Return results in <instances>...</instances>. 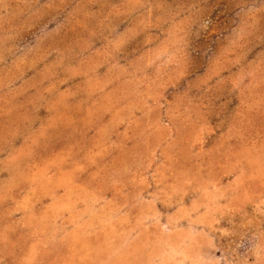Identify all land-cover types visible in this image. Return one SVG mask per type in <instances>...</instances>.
Returning <instances> with one entry per match:
<instances>
[{"label":"rangeland","instance_id":"1","mask_svg":"<svg viewBox=\"0 0 264 264\" xmlns=\"http://www.w3.org/2000/svg\"><path fill=\"white\" fill-rule=\"evenodd\" d=\"M0 264H264V0H0Z\"/></svg>","mask_w":264,"mask_h":264}]
</instances>
